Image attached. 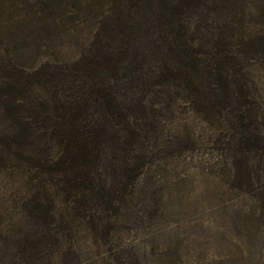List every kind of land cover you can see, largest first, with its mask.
<instances>
[{"label": "rangeland", "instance_id": "obj_1", "mask_svg": "<svg viewBox=\"0 0 264 264\" xmlns=\"http://www.w3.org/2000/svg\"><path fill=\"white\" fill-rule=\"evenodd\" d=\"M141 1L0 0V264H264V0L186 6L194 48L230 59L239 111L208 119L189 100L148 94L126 134L145 164L123 199L86 206L22 154L59 153L36 140L51 98L29 84L36 74L103 56L99 41L117 44L125 9ZM13 80L29 83L14 91Z\"/></svg>", "mask_w": 264, "mask_h": 264}, {"label": "trees", "instance_id": "obj_2", "mask_svg": "<svg viewBox=\"0 0 264 264\" xmlns=\"http://www.w3.org/2000/svg\"><path fill=\"white\" fill-rule=\"evenodd\" d=\"M192 1L196 0H146L130 5L123 14L125 31L118 33V43L99 41L103 56L84 57L73 72H63L61 77L42 70L36 74L38 81L9 83L14 91L29 83L51 93L41 110L42 132L36 140L39 145L53 140L59 153L41 163L30 144L21 146L23 156L49 175L51 187L75 192L91 207H108L123 199L145 164L126 134L131 120L146 112L145 99L152 92L161 90L167 97L174 94V99L189 100L208 119L230 122L237 117L234 112L239 111L243 92L234 84L230 59L211 63L189 38L184 14ZM113 23L111 19L116 32ZM13 100L19 105L27 101ZM249 114L246 111L241 119ZM1 135L7 147L11 138Z\"/></svg>", "mask_w": 264, "mask_h": 264}]
</instances>
